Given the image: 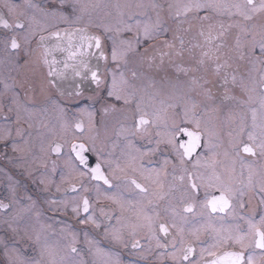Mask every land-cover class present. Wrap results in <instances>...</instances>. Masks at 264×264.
<instances>
[{"label": "flooded vegetation", "instance_id": "flooded-vegetation-1", "mask_svg": "<svg viewBox=\"0 0 264 264\" xmlns=\"http://www.w3.org/2000/svg\"><path fill=\"white\" fill-rule=\"evenodd\" d=\"M157 1L156 9L150 5L139 11L136 0H64L63 5L60 0H0V202L8 205L0 208V264H23L34 257L50 264L43 259L39 237L31 235L26 222L39 219L40 210L54 220L51 218L50 229L42 224L43 234L38 236L45 239L48 251L55 252L50 255L59 264H211L216 257L209 252L222 256L241 250L232 241L217 246L218 241L230 233L235 235L237 226L247 232V221H259L264 215L258 194H254L264 183V155L256 147L264 140V90L259 87L264 63L257 59L264 12L252 13L253 18L245 20L232 6L245 5L246 0H225L232 15L218 17L212 11L208 20H202L204 11L188 17L171 12L170 1L175 0ZM123 2L132 5V15L123 16L130 10L127 6L122 12ZM254 4L258 6L260 0ZM109 19L115 26L105 31ZM125 19L134 22L132 31L118 32L116 27ZM158 19L160 27L154 38L145 40V24L154 25ZM18 20L23 28L16 27ZM230 24L234 26L229 28ZM209 25L213 36L223 25L225 36L207 42ZM55 32L60 37L52 35ZM94 36L101 38L100 49L94 40L82 39ZM237 36L244 52L242 60L235 53ZM174 37L182 38L184 45ZM13 38L19 45L16 49L11 47ZM122 40L133 41L137 50L124 55L127 68L112 70L115 63L124 62L112 58L114 42ZM164 41L175 47L169 49ZM220 43L224 47L215 51ZM68 46L75 49L65 54L57 49ZM181 47L182 55L175 56ZM161 52L170 54L163 57V64ZM205 52L211 58L203 57ZM201 58L203 66L197 63ZM225 61L230 66L216 75L215 65ZM177 64L196 70L178 76ZM225 75L229 77L226 87L237 99L221 103ZM232 75L237 77L236 86L231 83ZM192 77L201 83L209 81L205 87L211 89L213 100H206L190 84ZM241 78L247 91L239 87ZM185 111L188 119L200 121L203 135L202 146L182 162L166 141L171 138L173 121L182 122ZM141 118L148 123L138 127ZM49 123L58 128L57 134L62 133L47 138ZM71 127L76 131L72 141ZM39 129L43 131L39 133ZM249 133L254 141L248 139ZM186 140L183 134L176 137L177 144ZM76 143L89 149L84 153L86 164H80L73 154ZM245 144L254 148L255 155L242 151ZM57 145L58 153L52 150ZM97 163L108 184L92 179L90 169ZM190 174L199 185L198 192L189 187ZM133 179L148 191L141 192L131 183ZM250 180L253 191L248 188ZM220 186L233 189L230 207L212 212L205 201L219 196ZM84 198L89 200L87 212ZM60 201L68 207L61 209ZM241 202L245 207H240ZM188 204L193 205L192 212L184 211ZM74 206H79L78 213H73ZM145 214L153 218L154 238L146 226L133 228L146 223ZM89 216L94 222H80ZM161 224L168 228L167 234L160 231ZM62 228L64 232H60ZM67 232L75 234L76 241L62 249L63 242L71 239ZM134 241L136 248L132 247ZM185 245L193 248L187 261L182 260ZM178 250L180 259L174 261L168 254ZM248 251L254 264H264L262 250L253 245Z\"/></svg>", "mask_w": 264, "mask_h": 264}, {"label": "snow or ice", "instance_id": "snow-or-ice-1", "mask_svg": "<svg viewBox=\"0 0 264 264\" xmlns=\"http://www.w3.org/2000/svg\"><path fill=\"white\" fill-rule=\"evenodd\" d=\"M61 5H63L64 0H60ZM137 7H140L139 5ZM155 7V6H154ZM220 5L213 3L212 0H208L207 3H200L198 2H194V3H190L188 5H186L183 9V13L187 14L189 12H197L199 13L200 11H204L205 15L200 17V19L202 20H208L209 19V12L212 11H216L219 13L220 10ZM232 7H234L236 9V14L241 15L245 20H251L252 17V13H256V12H264V0H260V4L257 6L254 4V0H246V4L245 5H241V4H235ZM10 11L14 10L13 7H10L9 9ZM75 10V9H73ZM180 13H178L179 15ZM51 15L53 17H55L57 15L56 11L53 10V12L51 13ZM229 15H232V13H229ZM62 18L67 19L66 16H63V14H61ZM5 27H8V24L5 22L4 23ZM234 25H229V28L233 27ZM17 28H23L24 24L21 23L19 20L17 21L16 24ZM160 27V22L159 19L157 20V22L154 25H149V24H145L144 28H143V37L145 40H151L154 38V32H156V30H158ZM212 25H209V33L207 36H205V39L207 42L211 43L214 40H217L218 38L224 37L225 36V32L226 29H224L223 25H220V31L218 32V34L216 36H213L211 34L212 31ZM110 29H105V31H109ZM127 31H132L131 26H127ZM242 31H244V29H241ZM117 31H119V29H117ZM261 39H260V43H259V51H260V57H257L258 60H261L262 63H264V26H261ZM52 35L56 36V37H60V33L59 32H55ZM69 36L71 34H68ZM139 35V33H138ZM200 35L204 36L205 33L203 31H201ZM44 37H41V40H44ZM82 39H87L89 41H95V46L97 49L101 48V38L99 36H94V37H82ZM174 39H179V43L181 46L184 45V40L182 38L179 37H174ZM138 42V41H137ZM121 43L123 44H127L128 48L127 51H136L137 49L134 47L133 43L131 40L128 41H121ZM164 44L166 47H168L169 49H172L175 47V45L173 43H170L168 41H164ZM91 46V45H89ZM11 47L13 49H16L19 47L18 43L16 42V39L13 38L12 42H11ZM151 47V45H150ZM224 47L223 43L217 44L215 47V51H219L220 48ZM256 44L255 42H253L252 44V48H255ZM242 49V44H241V39L239 36L236 37V45H235V53L236 56L239 59H244V52L241 50ZM127 51L125 53H123V55L127 54ZM149 49H145L144 50V56L147 57V53H148ZM183 52V47H181L180 50L176 51L174 53L175 56H181ZM251 52V50H250ZM47 54H48V50L45 51V60L44 63H48L47 60ZM101 58H103L104 53L103 51H101L100 53ZM166 55H170L169 53H165V52H161L160 56H161V64H163V57ZM117 50L114 47L112 50V58L113 60H117ZM203 57H209V53L205 52L202 54ZM150 59H154V58H150ZM217 59H219V57H217ZM54 63V62H53ZM197 63L201 66H203L205 64V60L203 58H201L199 61H197ZM230 65L227 64V61H225L224 64H220L217 63L213 69L214 73L216 75H219L221 70L225 67H229ZM176 73L179 76L180 73H183L184 76H189V74L191 72H194L196 69L194 68H186L183 67L179 64L176 65ZM49 75H52V72H49ZM93 79H96V74L93 73ZM203 79V78H201ZM223 85H225V90H224V95L221 98V103H223L224 101L227 100H235L237 99V97L234 94H231V90L228 89L226 86L229 83V77L227 75H225L223 77ZM209 83V81L207 79H203V83H201L200 79H197L195 77H192L190 80V84L195 86V88H198L201 90V94L204 96V98L206 100H213V96L211 94V89L205 87V85H207ZM231 83L233 84V86H236L237 84V77L236 75H232L231 76ZM239 87L241 88L242 91H247V85L244 83L243 78H241L240 81V85ZM259 87L264 90V73H261L260 76V81H259ZM195 88L191 89V90H195ZM109 95H113V93L110 91ZM117 99H121L122 97L117 95L116 97ZM125 103H128V100L125 99ZM193 108H195L197 105L193 102ZM262 107H264V102H262ZM188 113L187 111H185V119L182 122H176L175 120L173 121V127H172V133H171V138L168 139L166 142L172 146L173 150L177 152V154L179 155L181 161L183 162L184 157H190L192 156L193 153L196 152V150L198 148H200L202 146L201 142H202V135L203 132L201 131V124L199 120H190L187 118ZM253 119L255 120V115L253 116ZM148 121L141 118L138 124L142 125V124H147ZM184 125H192L191 129L187 126ZM79 127V125L77 126ZM241 132H243V128L240 129ZM183 134V136L187 137L186 142L183 143H176V137ZM249 140H255V137L249 133L248 136ZM256 147H258L260 149V152L262 155H264V140L261 141V143L259 145H257ZM60 150V146L57 145L53 151L55 152H59ZM89 149L85 146V144L81 143V144H73L72 145V151L75 152V158L76 160L79 161L80 164H86V158L84 156V153L87 152ZM182 150V151H180ZM242 151L244 153L247 154H251V155H255V151L254 148L252 146H249L247 144H245L242 148ZM237 155H239V152L237 153ZM69 163L71 164V160H69ZM73 167H75V165H73ZM100 168L101 165L99 163H97L95 168L90 169L91 173H92V179L95 180H100L103 179L105 184H108L109 181L103 176V174L100 172ZM133 170L135 171V168H133ZM81 175H83V173H81ZM214 178L218 181L219 180V176H214ZM181 179H183V177H181ZM189 180L191 181L189 187L192 190L193 193L198 192L199 191V185H197L195 183V181L193 180V177L191 176V174L189 175ZM131 183L133 185H135L136 188L140 189L141 192H147L148 189L142 187L139 183L136 182V180H132ZM208 186H211L210 184ZM249 191H253L252 185H251V180L249 181V185H248ZM220 190V195L219 196H212L211 199H207L205 201V207L206 208H210L212 212H223L226 208H229V199H230V195L233 193V189H231L230 187H223L220 186L219 189ZM239 194L241 196H243L245 193L243 192V190H240ZM254 194H258L259 197V202H260V206L264 207V183H261L258 193ZM207 196V193H206ZM111 198V197H109ZM251 199V198H250ZM151 203V201H150ZM8 205L3 204L2 202H0V208H7ZM89 200L87 198L83 199V210L85 212L89 211ZM240 207L243 208L245 207L244 203L241 202ZM73 213H78L79 212V206H74L72 208ZM185 212H192L193 211V205L192 204H188L185 206L184 208ZM143 220L146 222L145 224H137L134 225L133 228L134 230L136 228H143V227H148L149 232H150V238H154L155 234L154 232H152L151 226L153 224V218L148 216V215H144L143 216ZM81 223H86V222H94L93 218L91 216L88 217V220H81ZM248 224V231L247 232H243L239 226H237V230H236V234H229L226 238H224L221 241L217 242V246H220L221 244H227L229 241H232L235 244H238L241 248V250L239 252H225L222 256H216L215 252H209L208 254L211 256L216 257L215 259H213L211 261V264H254V259H253V255L250 251H248L249 249L252 248V246L254 245V247L256 249H260L262 250V252H264V215L260 216L259 221H253V219H249L247 221ZM99 225H97L98 227ZM160 231L164 232L165 234L168 233V228L165 227L163 224L160 225ZM117 240H119V237H116ZM182 242V240H181ZM175 239L173 240L172 246L175 247ZM157 246L161 247V245L159 244V242L157 241ZM133 248L138 247V243L137 242H133L132 244ZM73 252L76 251L75 248L72 249ZM180 250H178L177 252H172L169 253V257L171 259H173L174 261L180 259L178 252ZM183 251V256H182V260L183 261H187L189 256L193 253V248L191 245H185L184 248L182 249ZM203 251H205L204 249H202V254ZM248 253L247 256L245 255V253ZM7 255V253H6ZM37 264H39V262H37ZM189 264H191V262H189Z\"/></svg>", "mask_w": 264, "mask_h": 264}, {"label": "rangeland", "instance_id": "rangeland-1", "mask_svg": "<svg viewBox=\"0 0 264 264\" xmlns=\"http://www.w3.org/2000/svg\"><path fill=\"white\" fill-rule=\"evenodd\" d=\"M136 1H138L139 2L138 5L141 6V8H138L139 11L143 10V8H146L147 6H150V5H151L152 8L156 9V5L158 4V1L156 2V0H136ZM194 2H197V0H175L173 2L170 1L171 12L175 13V10H176V11H180L182 14H184L183 13L184 7L186 5H188L190 3H194ZM198 2H200V1L198 0ZM207 2H208V0H204V2H200V3H207ZM212 2L216 3L214 0H212ZM218 2H219V5L221 7H220V10H219V13L218 12H215L216 14L218 13L217 16L218 17L219 16H223V15L229 16V9H230V7L227 6V4H226L227 1H225V0H219ZM127 3L123 2V4H121V6H122V12H124L125 10H128L130 8V10H128L123 16L132 15V12H133L132 11V5H130V3L129 4H127ZM134 5H136V4L134 3ZM127 6L129 8H127ZM174 7H175V9H174ZM187 15H188V17H195L196 16V12L195 11L189 12V13H187ZM112 22H113V20L109 19V21H108V23H109L108 28L109 29H110V27L113 28L115 26L113 24L114 22L113 23ZM133 24H134V22L133 23H128L127 20L125 19V21H123L122 26L121 27L117 26L116 28L119 29V31L122 32V30H126L127 29V26H129V25L131 26ZM137 25H140V24H137ZM131 28H133V27H131ZM116 34H117V32H116ZM122 41H126V40H122ZM132 43H133V41H132ZM114 47L117 50V54H118L117 58L120 57V59L124 60V62L122 64H120V65H118L117 63H115V66H113V69L112 70H121V69L123 70L124 68H127L126 67L127 62L125 61V57H124L123 53H125L127 51L128 45L127 44H123L121 42H114ZM130 52L131 51H127V54H129ZM118 66H121V68H118ZM68 123H70V120H68ZM45 129L46 130L47 129L49 130V132L47 134H44V135L47 136V138L51 137V135H54V134H57L58 133V128L56 129L52 123L51 124L49 123ZM41 131H43V130H40L39 129V133ZM61 133H59V134H61ZM59 134H57V135H59ZM69 134H70V141H72V139L76 138V131L73 130L72 127L70 128ZM47 138H46V140H47ZM43 141H45V140H43ZM40 161L43 163L42 158L40 159ZM41 172H42V174H49V172H47V171L41 170ZM59 205L61 206L60 207L61 209H64V207L65 208L68 207V204L65 201L64 202L60 201L59 202ZM39 206H35L34 205L33 207H37V209H38ZM31 208H32V205H30V209ZM37 212L38 213L40 212V214H39L40 218L39 219H36V217H34L35 221L33 219H28L26 221L27 222V227H29V229L31 230V235L32 236H33V234H35L37 237H39V240H40L39 245H40L41 250L43 249V253H42L43 254V259L45 261L48 260V262L50 264L51 263L52 264H54V263L55 264H59V259L58 258L51 257V255H50V253H55V252L54 251H50V250L48 251L45 248V246L47 244L46 241H45V239H43V237H41V236H38V235H42L43 234L42 233V231H43L42 224H44L47 228L50 229L51 226L49 225V223L50 222L52 223V221L54 219L52 217H50V215H48V213H46V211H41L40 210V211H37ZM60 232H64V229L62 228ZM67 234H68V236L71 237V239H68L67 238V240L63 242L62 249H67L66 245L68 243L75 242L76 241L75 234H69L68 232H67ZM32 236H31V238H33ZM63 237H66V236H63ZM49 248H51V246H49ZM62 252H63V250H62ZM3 253H4V251H1V254H3ZM37 262H39V264H42L40 261H38L37 259H35V257L34 258H31L29 261L23 262V264H37Z\"/></svg>", "mask_w": 264, "mask_h": 264}, {"label": "water", "instance_id": "water-1", "mask_svg": "<svg viewBox=\"0 0 264 264\" xmlns=\"http://www.w3.org/2000/svg\"><path fill=\"white\" fill-rule=\"evenodd\" d=\"M72 48V51L75 49L73 46H68V47H58L57 49H59V51H61L63 54H65V53H69V52H71L70 51V49ZM63 61L65 62V63H67L66 61V58L65 57H63ZM66 66V65H65ZM78 125H76L75 127H77ZM78 128V127H77ZM79 129V128H78ZM76 144H79V143H76ZM55 147L54 146H52V150L54 149ZM73 154H74V156H75V152H73Z\"/></svg>", "mask_w": 264, "mask_h": 264}]
</instances>
